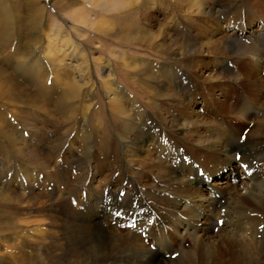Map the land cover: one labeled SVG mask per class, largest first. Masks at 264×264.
<instances>
[{
	"label": "bare ground",
	"instance_id": "6f19581e",
	"mask_svg": "<svg viewBox=\"0 0 264 264\" xmlns=\"http://www.w3.org/2000/svg\"><path fill=\"white\" fill-rule=\"evenodd\" d=\"M46 1L0 0V62H18L15 76H21L27 85H35L38 91L48 88L43 74L47 71L52 75L51 87L63 94L67 104L58 109L60 118L75 120L77 134L65 147L69 161H53L52 169L46 171L51 175L38 174L37 180L33 174L36 167L30 171L24 163L15 160L13 153L0 152L11 165L6 177L0 180V264H158L160 259L163 264H264V217L260 219L264 215L261 188L264 181L260 182L264 179V44L257 45V40L262 41L260 35L251 44L239 39L245 26L252 23L247 19L252 13L251 2L212 0L206 4V1L183 0L181 10L185 14L181 12L182 18L175 19L182 30L173 38L174 24L167 27L170 32L161 30L154 34L150 30L155 18L152 4L157 0H104L110 5L117 3L120 19L115 20V13H100L88 21V27L105 32L117 28L122 39L148 44L171 56L177 54L173 59L177 66L183 67L180 72L172 64L163 69L155 64L153 71L162 73L154 74L147 64L143 83L147 101L154 104L149 114L118 85L111 61L99 57L97 60L105 71L103 84L108 102L120 119L117 133L110 137L99 117L92 123L89 121L91 108L97 104L92 66L98 61L84 44L74 40L70 28L48 22ZM87 1L98 8L102 0L84 3ZM174 1L163 3L174 8L171 4ZM60 2L64 3L65 11L66 5L69 8L76 5L75 0ZM83 7L86 6L77 9ZM231 7L242 13L235 15L236 20H227L225 28L220 19L223 34L206 40L204 36L214 34L213 25L210 28L207 21L217 16L227 17L229 12H224L232 10ZM263 12L264 7L254 20H263L264 24ZM22 28L28 32L23 37L26 41L17 32ZM201 30L204 31L200 34ZM207 54L214 63H220L218 72L199 80L197 77L203 75L199 68ZM247 54L253 61H237ZM230 56L235 57L234 65L225 60ZM122 62L135 66L139 60L136 57L126 60L123 55ZM25 67L31 71L24 70ZM60 71L64 72L62 77ZM178 76L210 82L198 94L203 95V102L211 108H202L204 116L193 109L198 104L193 85L189 81L184 83ZM175 78H178L176 83L178 80L183 83L179 91L171 92ZM225 78L234 81L232 93L229 79L223 86L220 82ZM2 80L0 96L20 100V91ZM216 89L224 90L222 96L214 95ZM226 96L230 97L232 112L223 115L220 97ZM189 97L193 103L188 101ZM128 103L132 104L131 111ZM36 112L51 115L50 109ZM245 124H248L246 128ZM1 134L6 137L8 133L2 129ZM191 141L197 145H190ZM60 145L64 146L65 141L57 144ZM34 148L44 150L41 143ZM241 150L242 165L252 176L247 178L246 172L235 166L238 177L242 176L244 183L249 182L248 188L239 189L238 196V185L230 180L233 172L226 173L225 167L236 164L235 157ZM201 167L211 174L209 177L215 175L214 182L227 176L226 188L213 187L221 198L213 194L204 176L199 177ZM66 174L73 176V184L65 180ZM149 177L158 182L146 194L142 189L150 184ZM96 180L98 184L93 186ZM201 180L207 190L202 189ZM57 187L65 188L60 196H55ZM231 190V194H224ZM22 202L27 205H21ZM221 218L225 222L217 233ZM199 219L205 220L202 228L196 224ZM244 220L248 222L247 228ZM129 223L132 229L124 227ZM242 229L243 233L239 231ZM119 232L124 235V249L120 246ZM153 244L157 249L152 248ZM201 250L202 255H198ZM176 251L179 255L175 259L166 256Z\"/></svg>",
	"mask_w": 264,
	"mask_h": 264
},
{
	"label": "rangeland",
	"instance_id": "374dc122",
	"mask_svg": "<svg viewBox=\"0 0 264 264\" xmlns=\"http://www.w3.org/2000/svg\"><path fill=\"white\" fill-rule=\"evenodd\" d=\"M84 1L85 0H75L76 5H73L70 8L68 5H66L67 10L65 11L64 3L60 2V0H47L46 1V4H47L46 16L48 18V22H50L54 26H63L65 28L66 27L70 28V30L73 33V36L76 38L74 40H76V42L78 43L84 44L94 59L97 60L101 56L108 58L112 63V67L116 74L118 85H120L122 88L126 90V92L128 93V97L132 98L136 102L138 107L142 109H146L145 111L151 114V111L154 110V106H153L154 104L152 101H147L149 98L146 96L148 95L147 89L143 83L146 77L145 74L147 73L146 66L147 64L150 65L151 68L150 67H147V68H149L148 70L150 72L152 71L154 74L162 73V72L155 73L153 71L152 67L155 66V64H157V67L161 69L169 67L172 64L174 65V67H178L177 69L180 70L181 72L183 71V67L181 65L177 66L179 65L178 62L176 63V60L173 59L175 57L177 58V54L174 56H171L170 53L167 54L166 52L157 51L158 49H155L154 47L148 44H145V43L142 44V43H139L133 40L122 39L121 37H119L120 35L118 34L117 28L112 29L109 32H105V31L94 30L95 28L92 26L88 27L87 26L88 21L93 20L95 16L100 15V13H106L108 15L109 14L113 15V13H115L116 14L115 20H117V22L120 18H119V15L117 14L118 13L117 8H115L117 6L116 2L113 3V5H110L109 2L102 0V1H99V4L97 6L98 8H96L95 6H92L91 2L87 1V3H84ZM164 1L165 0H157V2H154L152 4L153 8L151 10L155 18L151 22L150 30L154 34H156L157 32L161 30H163L164 32L165 31L170 32V30L167 27L169 25L174 24L175 27L172 31V34H173L172 36L174 38L175 36L178 35V31L182 30V28L178 26L177 21L175 22V19L179 20L182 18L183 14H185L184 10H181L182 3L185 0L184 1L176 0L174 2H171L174 8L166 7L163 3ZM197 1L198 2L206 1V4H211L212 2V0H197ZM222 1L226 2L227 0H222ZM249 1L251 2L249 3L252 5L251 10H250L252 13L251 15L248 16L247 19L248 21H252V23H248L249 25L247 24V26H245L246 29L244 30V33H242L243 34L242 39L241 38L239 39L245 43L247 42L246 44H251L253 40L256 39L260 35V39L262 41L257 40L258 41L257 45L260 46L261 43L264 44V24H263V20L255 21L254 19L258 18L259 15L262 13L263 7H264V0H249ZM81 5L82 6L85 5L86 7H83L78 10L77 8ZM224 10H228V9H224ZM239 10L234 8L230 11L224 12V13L229 12L227 17L224 16L222 18L220 16H217L215 19L214 18L209 19L207 21V24L210 26V28H212V25H213L212 29L214 30L213 31L214 34L213 36H209V37L204 36L206 37L205 39L209 40L210 38H216V37H219L221 34H223L220 32V25L218 21L221 19L222 21L221 24L225 28V26L228 24L227 20H230L231 18L233 20H236L235 17L242 13V11L240 12ZM244 11H245V7L243 9V12ZM112 15H110V17H112ZM132 19H135V15L132 17ZM223 26L221 27L222 29H223ZM203 31L204 30L199 31L200 34ZM17 32L21 34L19 37H22V40L26 41L23 37L28 34L27 29L26 28L18 29ZM123 55H126V60L133 58V57L138 58L139 64L137 63L138 65L136 64L135 65L136 67L132 64H130V66H128V64H124L122 62ZM234 58L235 57L230 56L229 58L227 57L225 60H227L230 64L234 65V61H235ZM211 59L212 58L209 56V54H207L205 59L202 61L201 63L202 66H200L199 69H200V72L202 71L201 73L203 75L201 77L202 79L197 77L199 80H204L203 79L204 77H206L207 79L208 78L207 76L209 74L218 72V66L220 65V63L219 64L214 63ZM239 60H242L244 62H247L250 60L253 61V59L251 58V55H248V54L242 55L241 59H238L237 61ZM97 61L98 62L92 66V72H93L94 81H95V96H96L95 98L96 102L94 101V103H97V104H93L91 108V114L89 116V121H91L92 123L95 118L99 117L104 123L103 125L104 132L111 137L117 133V125L120 119L111 110L110 103L108 102L107 90L105 89L104 84H103V81L105 78V75H104L105 71L103 69V64L99 62V60ZM18 64L19 63L15 62L14 60H12V64H7L4 60L0 62V78L3 79L1 82H3L5 85H6V82L9 83V85H11V88L17 89V91H20V93L22 94V98L20 100L9 99V98H6L7 96H4L3 98L2 96H0V152L2 155L8 152L13 153L15 160H19L20 162L24 163L26 167L29 168L30 171L34 170L36 167L37 170L35 169V172H33V174L34 176L36 174V180H37L38 174L39 175H51L46 171H49L52 169L51 165L53 161L55 163L69 161V159L67 158V154L65 152V147L68 146L69 143H71V140H74V137L77 134V130H75L77 124L75 120L73 119L64 121L63 119L60 118V113L58 112V109L66 107L67 104H66V100L63 97V94L61 92L55 91L54 88L51 87L52 75H49L47 71L43 74L45 78V83L48 85V88L47 90L42 89L41 91H38L35 85L33 86L27 85L25 80H23L21 76H15L14 74L16 70L15 67ZM257 69L258 68H256V70ZM24 70L31 71V68L27 69L25 67ZM63 74L64 72L60 71L59 76L62 77ZM178 78H180V80H184V83H187L189 81L190 85H193L194 87L193 91L196 92L195 96L198 101V104L195 103V105L193 106V109L196 114L200 112L201 116H204L201 113L202 108H209V109L211 108L203 102V95H198V94L200 90L203 89V85L210 86V82L207 80L206 83H202L194 79V77L184 78V77L178 76ZM178 78H175L173 80L172 86H171V92H176L180 90L181 84L183 82L178 80L176 83V79ZM185 79H187L186 82H185ZM228 79L229 78L220 79L222 86L226 84ZM230 82L232 86V90H231V93H232L234 81L230 80ZM194 84H196L197 86H194ZM234 86H238V84L237 85L235 84ZM183 90L185 91L184 88ZM216 90L214 91V95L218 96L220 94V96H222L225 90V87L223 91H219L218 89ZM220 99L222 103V105H220V108L223 112V115L229 114L230 112H232V109H231L232 104H231L230 97L228 96L224 98L220 97ZM188 101H190V97ZM155 103L159 104L156 100H155ZM190 103H193V101H190ZM225 103L230 104V106L226 105ZM127 107H128V111L132 110L131 103H128ZM38 109H50L51 115L45 116V115L40 114L41 115L40 116L36 112ZM93 110L95 114L93 113ZM207 119L209 120L208 117ZM122 120H124L123 117H122ZM254 120L256 121V119ZM237 125H241V124L239 123ZM247 126L248 124L244 125L245 128ZM2 129H4V132L8 133L7 134L8 137L7 136L4 137L3 136L4 134H1ZM247 129H251V127H248ZM51 131H53L54 134H51L52 133ZM25 133H27V135H25ZM207 138L209 137L207 136ZM175 140L178 142H182L181 140H186V139H175ZM64 141H65L64 146H61V145L60 147L57 146L59 142H64ZM243 141H245V139H243ZM40 143L43 145L44 150L34 148L35 145L40 144ZM78 143L80 144L79 141ZM79 144H76V146H80ZM195 144L197 145V143L194 141H191L190 143V145H195ZM226 145L228 146V144ZM150 149L152 150L153 146ZM240 153L242 154L243 150H241ZM231 155L233 158L234 154L232 153ZM38 158H41L42 162L43 161L45 162L44 165L40 164ZM48 161H50V163H48ZM235 163L236 164L234 166H237L238 163L237 162ZM46 165L48 167H46ZM256 165H259V164H256ZM10 166H11L10 162L3 160L2 156L0 155V180L6 177V175L9 172ZM200 169H203L206 171V169L203 167H201ZM144 172H148V171H144ZM219 172L223 173L222 170H220ZM219 172H215L214 174L219 173ZM198 175L199 177H201L199 173ZM251 176H252V173H251ZM224 179L225 180H221L219 183L214 184V185L215 186L220 185V187L226 188L228 184L227 176ZM65 180H70L71 184L75 182L71 174H66ZM98 180L94 182L93 186H96L98 184ZM149 180H150V184L144 185L142 189L145 191L146 194H150L151 190L154 189L152 187L154 186V184L155 186H157L156 183L158 182V180L150 179V177H149ZM159 180L164 181V179L162 178H160ZM263 181L264 179L260 180V182L262 183ZM170 184H173V183H169L168 185ZM236 184L238 185L237 186L238 196L240 195L239 189L244 190L245 187L249 186L248 185L249 182L244 183V181L236 183ZM201 187L202 189L207 190L206 187L203 185V181H202ZM25 188L27 187H24V189ZM261 188L262 190H264V184H262ZM64 189L65 188L62 187V189L59 190V188L57 187V192L55 193V196H60L61 191ZM147 189L148 191H146ZM234 191H236V189H234ZM227 192L231 194L232 190L226 191L224 194L227 195ZM34 202L37 204V201H34ZM20 204L27 205V203L25 202H22ZM210 208L211 210H213L212 209L213 206L210 205ZM263 217L264 215H260L261 220ZM244 222L246 223L244 228H247L248 222L246 220H244ZM204 223H205L204 219H202V221L201 219H199V222H197L196 224L200 228H202L204 226ZM130 224L132 223H129L126 226L124 225V227L132 229L133 226ZM135 225H138V223H136ZM105 230L108 231V229L106 228ZM239 231L243 233L244 229L239 230ZM216 232L218 233L219 231H216ZM221 235L222 233L219 235L220 236V238H218L219 240L222 239ZM120 236H121L120 246L121 248L124 249L125 243H124L123 233H120ZM201 238L203 239L202 235H201ZM249 240L250 242H253V237L250 238ZM150 242L151 240H149L148 244H150ZM202 253H203V250H201L198 253V255H202ZM168 255L170 254H167V257ZM168 258H170V256ZM162 261L163 260L160 259L158 261V264H163Z\"/></svg>",
	"mask_w": 264,
	"mask_h": 264
},
{
	"label": "snow or ice",
	"instance_id": "6c2138e0",
	"mask_svg": "<svg viewBox=\"0 0 264 264\" xmlns=\"http://www.w3.org/2000/svg\"><path fill=\"white\" fill-rule=\"evenodd\" d=\"M25 135H27V133H25Z\"/></svg>",
	"mask_w": 264,
	"mask_h": 264
}]
</instances>
